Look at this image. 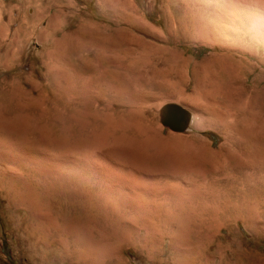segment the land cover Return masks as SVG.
Returning <instances> with one entry per match:
<instances>
[{
  "label": "rangeland",
  "instance_id": "rangeland-1",
  "mask_svg": "<svg viewBox=\"0 0 264 264\" xmlns=\"http://www.w3.org/2000/svg\"><path fill=\"white\" fill-rule=\"evenodd\" d=\"M140 149L181 176L153 185ZM73 188L133 223L79 229L92 264H170L181 243L264 264V0H0V264L39 263L28 231L60 227ZM197 202L214 218L190 220Z\"/></svg>",
  "mask_w": 264,
  "mask_h": 264
},
{
  "label": "bare ground",
  "instance_id": "bare-ground-1",
  "mask_svg": "<svg viewBox=\"0 0 264 264\" xmlns=\"http://www.w3.org/2000/svg\"><path fill=\"white\" fill-rule=\"evenodd\" d=\"M169 156L167 153L164 154L162 150L154 149V151H150L148 149H140L137 150L136 154L130 157L131 159L130 161L131 162L133 161L132 163L133 165L131 167L133 169L138 166H141V163L143 162L145 165L141 166L143 169L140 170L141 175L150 179V181H152L151 183L155 185L162 180L163 178L162 176L165 174L173 177H175V175L177 177L181 176V171L179 169L180 167L172 166L171 161L173 160H171V157ZM76 188L71 189V192L66 193V195L64 194L65 196H62V198L63 200L66 201L65 202L66 204L68 203L73 206L78 205L75 206L78 209L74 208L70 213L59 215L58 217L59 222L61 221L60 224L61 226L60 227L58 226L59 229L57 227L53 228V230L47 229L46 227L41 225V223L43 222L41 221L40 223L41 219L39 218L40 220L38 221L40 223V226H38L37 228L34 226L35 228L30 229L28 231L27 246L34 249L33 253L38 257L37 260L39 263L37 264H92L95 261L91 263L89 262L90 260L89 261L87 260V254H88V253L86 254L87 251L85 253L83 251H80V249L82 250L81 246L85 248L87 241L84 235L80 233L79 229L81 228L88 229L90 226H97L106 231L110 227H113L114 225H122L126 227H131L133 225V223L126 221L121 216H118L120 212L117 209L114 210L107 206L106 203L108 202H106L104 198L105 196L103 194L101 195L100 193H98L99 195H97L94 192L93 194L92 193L82 194ZM195 204L196 203H192L189 207L182 208L183 213H185L186 216L190 218V220L191 219L195 221L197 219L200 220L201 215L204 216V214L205 215L211 214L210 216L214 218L215 215L214 211L206 212L205 209L207 207L205 206L206 204L204 202H197V204L196 205ZM198 208H200L203 211L202 214L201 213L198 214L197 212ZM155 218L157 220V216ZM203 222H206V220ZM55 243L57 244V247L52 246ZM98 251H95L94 252L95 254L93 256H95ZM202 251L205 252L204 255H201ZM202 258H204V260H202ZM170 264H210V261H209V257L207 256V252L205 251V247L202 250L201 247L200 248H198V246L186 247L185 243H181L175 250ZM219 264H236V263L230 262L229 260L227 261L224 258H222V261Z\"/></svg>",
  "mask_w": 264,
  "mask_h": 264
},
{
  "label": "water",
  "instance_id": "water-1",
  "mask_svg": "<svg viewBox=\"0 0 264 264\" xmlns=\"http://www.w3.org/2000/svg\"><path fill=\"white\" fill-rule=\"evenodd\" d=\"M190 118V112L175 103H168L164 105L160 113L161 124L173 132L185 131L189 124Z\"/></svg>",
  "mask_w": 264,
  "mask_h": 264
}]
</instances>
